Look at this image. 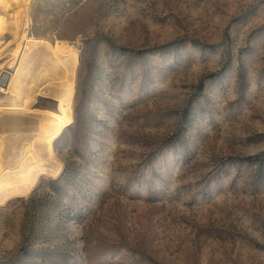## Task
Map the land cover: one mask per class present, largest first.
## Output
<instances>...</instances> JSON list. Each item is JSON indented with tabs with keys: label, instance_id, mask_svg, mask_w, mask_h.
I'll return each instance as SVG.
<instances>
[{
	"label": "rangeland",
	"instance_id": "1",
	"mask_svg": "<svg viewBox=\"0 0 264 264\" xmlns=\"http://www.w3.org/2000/svg\"><path fill=\"white\" fill-rule=\"evenodd\" d=\"M30 20L78 53L73 124L61 174L0 205V264H264V0H35Z\"/></svg>",
	"mask_w": 264,
	"mask_h": 264
},
{
	"label": "bare ground",
	"instance_id": "2",
	"mask_svg": "<svg viewBox=\"0 0 264 264\" xmlns=\"http://www.w3.org/2000/svg\"><path fill=\"white\" fill-rule=\"evenodd\" d=\"M33 1L0 0L2 21H10L8 9L17 6L11 30L15 42L7 63V69H13L7 87L10 96L0 102L1 206L27 196L40 179H55L61 174L62 163L54 143L73 124L78 53L67 42L50 43L30 35ZM39 96L54 100L56 110L33 109Z\"/></svg>",
	"mask_w": 264,
	"mask_h": 264
},
{
	"label": "water",
	"instance_id": "3",
	"mask_svg": "<svg viewBox=\"0 0 264 264\" xmlns=\"http://www.w3.org/2000/svg\"><path fill=\"white\" fill-rule=\"evenodd\" d=\"M8 77V76H7Z\"/></svg>",
	"mask_w": 264,
	"mask_h": 264
}]
</instances>
